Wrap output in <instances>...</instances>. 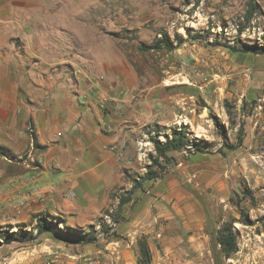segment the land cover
Instances as JSON below:
<instances>
[{
    "label": "rangeland",
    "instance_id": "rangeland-1",
    "mask_svg": "<svg viewBox=\"0 0 264 264\" xmlns=\"http://www.w3.org/2000/svg\"><path fill=\"white\" fill-rule=\"evenodd\" d=\"M255 1L262 14L248 22L249 0H0V264H139L141 243L151 264H264V54L242 50L263 42L264 0ZM164 34L173 49H141ZM237 39V52L212 44ZM56 90L66 95L59 103L74 97L126 124L138 123L128 105L154 109L132 140L108 147L124 159L123 183L99 212L60 213L49 200L37 122L47 125ZM182 124L206 141L204 152H170L166 176L135 192L123 221L105 217L103 233L113 196L125 195L156 155L152 139L165 141ZM57 127L52 142L71 146ZM50 170L59 174L61 163ZM90 225L95 240L75 236ZM227 227L238 243L230 257L218 242ZM18 230L29 234L9 236Z\"/></svg>",
    "mask_w": 264,
    "mask_h": 264
},
{
    "label": "crops",
    "instance_id": "crops-1",
    "mask_svg": "<svg viewBox=\"0 0 264 264\" xmlns=\"http://www.w3.org/2000/svg\"><path fill=\"white\" fill-rule=\"evenodd\" d=\"M61 93L64 98L56 90L53 95L55 102L47 103V125L41 120L37 122L38 140L43 144L47 142V171L42 179L47 180V187L51 190L49 200L54 207L58 206L60 213L75 215L85 211L99 212L112 200V191L123 183L124 172L119 161L124 159L120 160L108 147L115 144L121 147L134 137L147 121L156 118L154 109L148 113L146 107L140 110L136 105H128L132 118L138 123L126 124L117 119L103 118L98 111L94 113L92 108L85 103L83 105L84 101H77L74 97L68 104L59 103L58 97L60 101L66 98L65 91ZM76 115L80 118L78 122H75ZM57 126L65 133H70L71 140H75L71 146L52 142ZM54 162L62 165L59 174H53L50 170ZM66 180L70 182L66 183ZM158 182H154V185L157 186ZM69 189L75 197L69 195Z\"/></svg>",
    "mask_w": 264,
    "mask_h": 264
},
{
    "label": "trees",
    "instance_id": "trees-1",
    "mask_svg": "<svg viewBox=\"0 0 264 264\" xmlns=\"http://www.w3.org/2000/svg\"><path fill=\"white\" fill-rule=\"evenodd\" d=\"M262 14L261 7L257 4L255 0H249L247 6V12L245 14V19L250 22L251 18L254 15ZM244 28H237L238 34H241ZM163 40L158 41L155 45L141 47L142 50H159L166 46L168 49H173L174 45L173 42L170 40L167 34H164ZM184 39L182 37L178 38V45L182 44ZM214 46H223L225 48H229L232 51H239V44L240 41H235V45L231 46L229 43H221L215 41L212 43ZM244 52H251L254 54H264V36L262 44H244L243 49ZM161 132V131H159ZM172 136L170 137L168 134H165V141H161L158 137L152 139V142L155 147L156 155L150 154L151 164L147 165L146 172L142 175H139L137 179L134 180L132 188L126 191L125 195L120 196H113L115 199L117 198V206L115 209H107L103 213L102 219H99L100 226L102 228V232L108 234L109 231L107 230V221H105V217H109L115 224L120 223L124 220L122 214L124 212L125 206L128 205L132 201V197L137 190H143L145 183L147 182H156L158 180H162L166 174L169 172L170 166L175 162V157L170 155V152H181L183 150H192L198 152H204V145H206V141L199 140L196 138H191V132L188 130V126L182 124L180 127H176L172 129ZM34 143H37V138L33 136ZM242 142V141H241ZM232 148V147H231ZM154 168H157L156 170ZM154 170V171H153ZM244 195L251 196V192L246 187H243ZM240 213L244 218V222L246 225H253L254 222L249 218L248 214L244 211V209H240ZM45 220H41L39 222V226L43 229ZM89 233L78 234L79 238L87 241L95 240L89 234L95 233V227L89 226ZM29 233L27 231L18 230L13 233H9V236L13 239L20 240L23 237H26ZM67 236H74V234L66 233ZM219 245L221 246V252L224 253L226 257H230L232 254L238 251V243H237V236L234 232L233 228L227 227L221 230V236L218 239ZM141 248V256L138 259L139 264H151V252L149 247L146 243L140 244Z\"/></svg>",
    "mask_w": 264,
    "mask_h": 264
},
{
    "label": "bare ground",
    "instance_id": "bare-ground-1",
    "mask_svg": "<svg viewBox=\"0 0 264 264\" xmlns=\"http://www.w3.org/2000/svg\"><path fill=\"white\" fill-rule=\"evenodd\" d=\"M17 183H19V181H16V183H15L16 185L14 184L16 187H17V186H18V187L21 186V185H19V184H17Z\"/></svg>",
    "mask_w": 264,
    "mask_h": 264
},
{
    "label": "built area",
    "instance_id": "built-area-1",
    "mask_svg": "<svg viewBox=\"0 0 264 264\" xmlns=\"http://www.w3.org/2000/svg\"><path fill=\"white\" fill-rule=\"evenodd\" d=\"M72 195H75L74 193H72Z\"/></svg>",
    "mask_w": 264,
    "mask_h": 264
}]
</instances>
